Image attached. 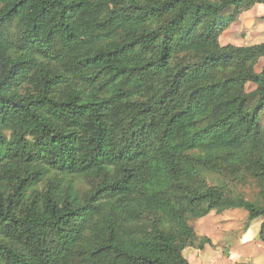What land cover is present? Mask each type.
<instances>
[{
    "label": "trees",
    "instance_id": "16d2710c",
    "mask_svg": "<svg viewBox=\"0 0 264 264\" xmlns=\"http://www.w3.org/2000/svg\"><path fill=\"white\" fill-rule=\"evenodd\" d=\"M256 4L0 0V264H190L233 207L264 241V41L219 43Z\"/></svg>",
    "mask_w": 264,
    "mask_h": 264
},
{
    "label": "rangeland",
    "instance_id": "374dc122",
    "mask_svg": "<svg viewBox=\"0 0 264 264\" xmlns=\"http://www.w3.org/2000/svg\"><path fill=\"white\" fill-rule=\"evenodd\" d=\"M264 41V6L255 5L243 12L219 37L221 45H247ZM263 60L256 66L259 71ZM253 85L247 84L251 91ZM212 185H226L231 196L253 198L256 193L252 180L246 176H222L212 171L204 173ZM196 239L183 250L190 264H264V241L259 238L261 218L248 220L243 208L212 210L202 217H190ZM205 242L200 248L199 243Z\"/></svg>",
    "mask_w": 264,
    "mask_h": 264
},
{
    "label": "crops",
    "instance_id": "0c3cea01",
    "mask_svg": "<svg viewBox=\"0 0 264 264\" xmlns=\"http://www.w3.org/2000/svg\"><path fill=\"white\" fill-rule=\"evenodd\" d=\"M256 5H260V6H262L263 4H256ZM264 6V5H263Z\"/></svg>",
    "mask_w": 264,
    "mask_h": 264
}]
</instances>
